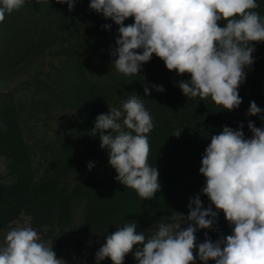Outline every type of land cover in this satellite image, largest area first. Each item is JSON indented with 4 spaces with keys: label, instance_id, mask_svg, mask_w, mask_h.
Instances as JSON below:
<instances>
[{
    "label": "clouds",
    "instance_id": "obj_1",
    "mask_svg": "<svg viewBox=\"0 0 264 264\" xmlns=\"http://www.w3.org/2000/svg\"><path fill=\"white\" fill-rule=\"evenodd\" d=\"M32 0H0V23L6 15ZM41 3L42 0H35ZM74 10L77 0H56ZM257 0H90L89 9L118 26L112 66L126 76L139 75L142 65L153 55L168 71L190 77L178 83L187 98L211 100L223 110L239 108V88L246 80L245 69L254 64L255 45L264 42V17ZM133 18L134 22L125 25ZM223 21L224 26L218 22ZM103 28L110 29L105 24ZM140 50V51H138ZM163 92V86H155ZM145 97L150 96L148 86ZM264 110L251 101L246 115ZM264 119V116H261ZM243 123L238 129L224 126L212 135L201 159L199 172L205 177L203 195L210 205L203 207L199 195L190 198L188 214L173 212V223H159L151 236L137 231L133 221L106 237L95 253L96 264L108 258L124 264L131 253L136 264H264V127ZM154 128L150 113L137 94L129 96L121 108H109L96 117L90 135H99L100 147L108 151V163L116 171L115 180L131 188L145 200L160 190L157 167L148 163V135ZM182 130L172 136L179 137ZM93 167L88 164L89 170ZM223 212L231 234L197 244L195 233L213 230L218 213ZM186 224V227L182 225ZM45 231L47 226H44ZM194 251L196 255H194ZM0 264H67L57 258L52 246L41 241L32 227L13 228L0 245Z\"/></svg>",
    "mask_w": 264,
    "mask_h": 264
},
{
    "label": "rangeland",
    "instance_id": "obj_2",
    "mask_svg": "<svg viewBox=\"0 0 264 264\" xmlns=\"http://www.w3.org/2000/svg\"><path fill=\"white\" fill-rule=\"evenodd\" d=\"M89 2L77 0L74 10L69 11L67 4L42 0L41 5L47 14L59 24V31L35 44L26 45L23 53L17 57H3V63L0 62V110L7 103L8 93H14L18 126L26 143L34 179L40 180L51 172L58 173L53 170L58 169L64 159L83 156L87 150L101 148L99 135H90L96 117L108 114L109 108H121L122 103L134 94L140 96L152 117L154 127H161L173 134L182 130V126L190 128V134L195 131L205 138H211L219 134L224 126L238 129L243 123L245 137L250 138L248 134L251 132L247 127L249 121L256 127H264V119H261L264 112L258 116L246 115L251 101H255L264 110V42L255 45L254 64L245 69L246 80L238 90L242 98L241 105L236 110L227 111L216 105L211 98L201 100L198 97H185L178 83L190 77L168 71L164 62L155 55L150 62L142 65L139 75L126 76L117 72L112 66L115 57L111 51L116 47L118 26L102 14L90 10ZM254 11L259 13L256 9ZM259 14L264 17V11ZM133 22V18H130L125 21V25ZM218 23L224 26L223 21ZM105 24L111 25V28H103ZM74 73L81 76L85 74L86 79H83L82 84L71 80V74ZM153 85L163 86L165 90L157 92ZM145 86L149 87L150 96L145 97ZM206 147L200 152L184 156L189 159L187 164L201 167ZM4 156L0 151V186L13 180L12 159ZM176 162L177 159L169 163L170 170ZM190 166L188 169L191 171ZM59 175L62 177L59 179L62 185L71 187L75 183L74 172L66 171ZM89 179L96 187L104 183L100 176H90ZM200 181L202 183L199 187L196 182L183 186L184 200L174 202L165 215L159 217L149 209L146 212L142 204V211L135 212L122 225L100 219L99 216L86 221L85 201L81 199L72 204V216L68 223L61 222L58 217L46 221L42 215L32 219L28 211L23 210L10 221L0 220V245H3L11 229L32 227L41 236L45 246H52L57 258L64 259L67 264H96L95 253L116 228L136 221L137 231H143L146 237L151 236L158 230L159 223H173L169 217L174 211L186 217L190 198L199 195L200 190L203 207L211 206L216 211L208 197L202 193L206 181L201 174ZM168 186L175 188L177 184ZM177 198L180 199L179 196ZM44 226H47L46 231ZM231 231L221 211L213 230L200 229L195 233L197 244L204 242L205 233L215 241L221 235H230ZM99 264H112V261L105 258ZM124 264H136L131 253L125 257ZM196 264L203 262L197 259ZM208 264L215 262L208 261Z\"/></svg>",
    "mask_w": 264,
    "mask_h": 264
},
{
    "label": "trees",
    "instance_id": "obj_3",
    "mask_svg": "<svg viewBox=\"0 0 264 264\" xmlns=\"http://www.w3.org/2000/svg\"><path fill=\"white\" fill-rule=\"evenodd\" d=\"M257 3L259 7L256 10L262 13L264 0H257ZM129 20L130 18L126 21ZM58 31L59 24L47 14L41 3L26 2L19 10L6 15L3 23H0V62L3 63V57L5 59L17 57L23 53L26 45L35 44ZM71 77V80H77L81 84L83 79H86L85 74L81 76L74 73ZM33 79L37 81L36 78ZM95 98L96 96L93 97L94 100ZM16 102L14 93H8L7 103L4 109L0 110V151L4 157L12 159L11 163L14 166L12 182L0 186V220L10 221L24 210L28 211L32 219L42 215L46 221L51 217H58L61 222L68 223L72 216V204L81 199L85 201L86 221L99 216L100 219L122 225L132 218L135 212L142 211V204L146 212L149 209L159 217L165 215L174 202L184 200L183 186L196 182L199 187L202 183L200 166H190L187 164L189 159H185L184 156L200 152L208 146L210 138H205L195 131L190 134V128L182 126L180 128L183 132L179 137L172 136L173 133L158 126L147 134L150 144L148 163L157 167L161 185L151 200L142 199L135 190L115 180L117 173L108 163L107 149L102 148L87 150V154L83 156L64 159L61 166L53 170L58 173L51 172L40 180L34 179L26 143L18 126ZM248 135L252 136V133ZM176 159L177 162L173 163L170 170V164ZM89 163L93 164L90 170ZM189 166L191 171L188 169ZM66 171L74 172L76 175L75 183L71 187L60 184L62 177L59 173ZM90 176L91 178L100 176L104 183L96 187L90 181ZM168 184L177 186L169 188Z\"/></svg>",
    "mask_w": 264,
    "mask_h": 264
}]
</instances>
